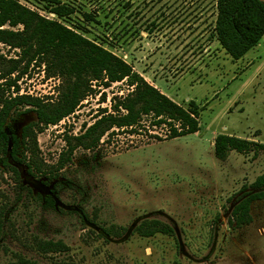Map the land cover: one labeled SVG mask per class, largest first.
Listing matches in <instances>:
<instances>
[{
    "label": "rangeland",
    "instance_id": "obj_1",
    "mask_svg": "<svg viewBox=\"0 0 264 264\" xmlns=\"http://www.w3.org/2000/svg\"><path fill=\"white\" fill-rule=\"evenodd\" d=\"M20 1L112 50L181 106L190 108L192 99L204 106L198 133L171 139L167 123L144 115L132 131L114 127L96 147H77L50 180L0 147V264L16 254L43 264H264V200L252 203L250 224L230 222L243 186L264 174V152L232 151L219 160L213 145L220 133L264 143V41L233 59L217 38V0H59L75 9L65 18L51 11L50 0ZM85 12L96 20H85ZM9 48L0 44V62L18 58ZM61 82L33 63L18 85L20 94L54 102ZM133 89L126 81L93 82L74 114L38 133L40 157L55 165L68 138L119 115L115 104ZM23 110L6 126L19 140L20 159L22 130L38 120ZM5 159L19 169V182L2 166ZM147 219L174 234L140 236L135 229ZM38 239L62 240L69 250L42 252Z\"/></svg>",
    "mask_w": 264,
    "mask_h": 264
},
{
    "label": "trees",
    "instance_id": "obj_2",
    "mask_svg": "<svg viewBox=\"0 0 264 264\" xmlns=\"http://www.w3.org/2000/svg\"><path fill=\"white\" fill-rule=\"evenodd\" d=\"M50 2L55 4L51 11L60 18L69 17L75 12L74 7L59 0ZM217 8V38L232 58L239 60L264 35V2L217 0ZM84 18L87 21L96 20L88 12L84 13ZM0 44L19 50L18 58L6 63L0 62V147L4 152H10L14 161L25 164L31 173H45L49 180L52 179L71 161V155L77 147H96L100 138L114 127L132 131L144 115H153L154 124L167 123L172 128L171 139L200 130V111L195 101H190V108L181 106L149 83L131 64L112 50L58 20L40 15L20 0H0ZM33 63L39 66L45 64L48 77L61 78L56 101L43 102L30 95L20 94L18 81ZM13 74L16 76L12 77ZM122 81H126L134 89L125 100L115 104L114 108L119 115L102 117L87 128L83 135L68 138V149L60 155L55 165L48 164L40 157L38 133L74 114L92 90L93 82L108 87ZM11 89L13 91L6 95V91ZM19 108L25 109L21 112L33 111L38 117L37 122L26 125L22 130L21 141L26 146V152L21 159L17 153L19 140L6 131L9 117ZM121 109L125 113H121ZM176 122H180L181 131L174 127ZM11 139L13 144L10 146ZM214 149L216 158L225 160L232 151L242 154L253 152L257 156L264 152V143L220 133L215 138ZM2 166L15 175L16 182L20 181V171L13 163L5 159ZM242 190L244 195L233 208L230 219L237 227L250 224L252 203L264 200V174L259 175L250 185H244ZM3 226L4 221L0 218V238ZM135 232L149 238L158 233L173 235L174 229L158 219H147L136 227ZM107 233L111 234V229ZM36 243L38 249L45 253L69 250L62 240L38 239ZM15 257L16 260L11 264H43L24 255L16 254Z\"/></svg>",
    "mask_w": 264,
    "mask_h": 264
},
{
    "label": "crops",
    "instance_id": "obj_3",
    "mask_svg": "<svg viewBox=\"0 0 264 264\" xmlns=\"http://www.w3.org/2000/svg\"><path fill=\"white\" fill-rule=\"evenodd\" d=\"M261 41H264V36L262 37V39L259 41V43L257 44L259 47H260V42ZM256 45V46H257ZM256 46L254 47V48H256ZM161 90V92H163L164 94H166L167 96H169L171 99H173L175 102H178L177 101V96H176V94H173V93H170L169 91V89L168 90H163V89H160ZM193 100V99H192ZM193 101H195V100H193ZM195 103L197 104V106H199L200 108H202L204 105H200V104H198V102L197 101H195ZM202 128V125L200 124V129ZM200 131V130H199ZM196 133H198V132H196ZM215 138L216 137H214V141H213V145H215Z\"/></svg>",
    "mask_w": 264,
    "mask_h": 264
},
{
    "label": "built area",
    "instance_id": "obj_4",
    "mask_svg": "<svg viewBox=\"0 0 264 264\" xmlns=\"http://www.w3.org/2000/svg\"><path fill=\"white\" fill-rule=\"evenodd\" d=\"M264 36V35H263ZM180 124V122H178ZM174 127L178 130V131H181L182 130V127H181V124H180V128L178 129V126H176V123H174Z\"/></svg>",
    "mask_w": 264,
    "mask_h": 264
},
{
    "label": "water",
    "instance_id": "obj_5",
    "mask_svg": "<svg viewBox=\"0 0 264 264\" xmlns=\"http://www.w3.org/2000/svg\"><path fill=\"white\" fill-rule=\"evenodd\" d=\"M261 2H264V0H260Z\"/></svg>",
    "mask_w": 264,
    "mask_h": 264
}]
</instances>
